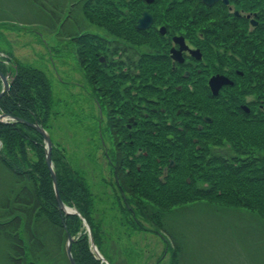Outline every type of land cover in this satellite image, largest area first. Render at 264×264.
<instances>
[{
    "label": "trees",
    "instance_id": "obj_1",
    "mask_svg": "<svg viewBox=\"0 0 264 264\" xmlns=\"http://www.w3.org/2000/svg\"><path fill=\"white\" fill-rule=\"evenodd\" d=\"M156 5L155 22L163 25L168 21L163 14L165 7L161 3ZM192 5L185 0L183 7L175 9V14L182 13L185 19H189L194 15ZM82 6L90 23L110 31L109 35L115 39H103L97 34L76 37L79 62L92 83L102 86L101 94L105 98V85L110 76H117L116 83L123 84L115 90L123 95L120 97L123 103L114 116L118 126L133 115L138 119L134 130L129 131L122 125L116 132L119 145L117 143L115 169L119 184L116 180L115 184L118 188L120 185L126 195L124 201L119 193L124 206L122 214L128 217L126 221L117 215L110 217L112 207L100 204L83 175L69 164L60 162L59 154L53 149L60 197L87 219L101 252L104 250L102 227L109 220L114 223V229L116 225L129 224L137 231L157 233L162 230L172 239L175 249L170 264H185L182 260L183 243L178 235L168 231L166 214L182 208L177 213L180 217L190 211L205 213L199 208L204 203L218 204L226 208L224 210L251 213L264 225V27L251 33L244 22L214 26L207 23L211 19L209 14L207 17L197 16L204 24L213 27L205 32L200 30L208 43L211 41L216 45L214 48L210 44L205 46L208 65L223 71L226 64L244 72V77H240L241 92L254 95L259 104L257 112L253 109L248 114L235 108L240 90L213 97L206 86L209 74L196 73L190 68L192 64L187 66L191 71L188 79L180 75L181 70L174 71L173 80H177L176 85L183 84L181 90L167 87V77L172 73L168 60L150 51L148 44H154L152 35L138 31L135 26L144 9L141 0H83ZM199 9L205 13L209 11ZM201 28V25L186 26L190 32L188 35L196 41L199 36L196 33ZM144 44L148 45V51H141ZM134 45H140V50ZM220 48H224L223 53L218 52ZM100 54L105 56L106 63L100 64ZM15 63L18 65L17 77L8 93L0 98V110L9 116L37 121L47 127L54 102L50 80L42 69ZM138 68L149 72L156 85H145L139 90L140 95L157 96L155 102L144 98L145 111L139 94L125 87L128 81L136 79V76L131 79V74H136ZM0 69L8 72L2 64ZM188 83L192 84L191 88L187 87ZM155 108L156 111H151ZM205 116L212 118L211 124L203 123ZM201 124L203 128L199 129ZM45 155V143L38 131L24 122L0 121V162L14 177L9 192L0 197L5 200L0 234L7 239L9 262L42 264L43 258L51 251L41 231L45 228L52 232L59 245L56 250L62 252V257L68 260L65 246L68 234H72L76 264H103L91 252L83 220L57 208ZM171 160L175 165L168 168L167 176L161 180L163 169ZM126 203L131 209L125 206ZM143 221L149 222L154 229L144 227ZM105 257L112 261L107 253Z\"/></svg>",
    "mask_w": 264,
    "mask_h": 264
},
{
    "label": "rangeland",
    "instance_id": "obj_2",
    "mask_svg": "<svg viewBox=\"0 0 264 264\" xmlns=\"http://www.w3.org/2000/svg\"><path fill=\"white\" fill-rule=\"evenodd\" d=\"M82 4L83 0H0V51L11 50L24 64L48 75L54 97L48 131L59 161L83 175L100 204L112 207L110 217L117 215L126 221L128 217L122 214L124 206L103 149H107L110 159L114 157L108 118L92 85L80 72L72 40L85 32H103L90 23ZM1 64L11 67L10 62ZM52 164L56 166L54 161ZM13 184L14 177L0 162V196L8 193ZM4 202L0 198V222ZM199 208L205 213L190 211L180 217L177 213L182 208L166 214L168 231L178 235L183 243L185 264L264 263V225L257 217L254 220L251 213L224 210L218 204L204 203ZM143 224L154 229L149 222ZM102 229L104 253L97 249L105 259L108 254L110 264H159L158 258L163 254L160 264L172 261L175 249L164 232L158 234L164 235L171 245L153 232L137 231L129 224L116 225L114 229V223L107 220ZM41 231L51 246L50 256L47 253L42 264H69L56 250L59 245L52 232L45 228ZM7 246L6 237L0 234V264H11Z\"/></svg>",
    "mask_w": 264,
    "mask_h": 264
},
{
    "label": "flooded vegetation",
    "instance_id": "obj_3",
    "mask_svg": "<svg viewBox=\"0 0 264 264\" xmlns=\"http://www.w3.org/2000/svg\"><path fill=\"white\" fill-rule=\"evenodd\" d=\"M184 1L185 0H152L151 3L147 5L148 8H150V10H151V14H152V10H153L156 3H161L162 6L165 7V9L163 10V14L168 17V21L164 22L163 25L155 24V27H154L152 33L154 36V40L157 42L158 38L161 37L159 35L160 28L163 26L165 27L166 31L162 36H166L167 43H166V46L164 48L165 51H164L163 55H165V57L167 59H170V61H172V63H171L172 68L171 69H173V70H175L176 64L174 63L173 58L171 57V51L174 48H177V49L180 48L177 44H174L173 38H175V36H179V37H185V39H186V36H185V34L187 32L186 26H188V25H191V26L201 25L202 28L199 29L197 34H199L202 37L203 34H201L202 32L200 30L205 32V31H208V30L213 28V27H210L211 25L216 26L219 24H228V23H230V20L235 18L237 15H241L240 17H242V18L250 19L253 16V14L257 13V12H254L253 9L252 10L249 9V7H251L252 5H256L260 1L263 2L264 0H228V3H226L225 0H218V2L216 4L211 6V7H215L213 17L207 21V23H210L211 25H206L197 18L198 15L205 16V12H203L198 7H196L198 4L197 0H193V1L188 0V1L192 2V4H193V6L191 7V12L194 13V15L189 16V19H185V15L182 13H179V12H177L178 14L176 15L175 9L179 8V7H183ZM202 4L204 5V3H202ZM256 16L258 17V14ZM200 19L202 20V18H200ZM192 32L194 33V30H192ZM191 48H194V47L191 46ZM196 48H198V47H196ZM188 51L186 50L182 53L183 57L185 58L186 62H187V60L192 62L194 67H196L197 66L195 63L196 60L190 56ZM199 72H201V71H199ZM136 76L139 78V80H137V85H138V87L142 88L143 82L140 79L141 75L137 74ZM111 77L114 78V80L118 78L117 76H114V75H112ZM131 77H133V75ZM121 85L123 87L122 83H120V84L114 83V88L121 86ZM133 85H134L133 83L127 82L125 84V87H132ZM111 88H112V85H110V89ZM121 96H123V95H121ZM144 107H145V105H143V108ZM146 116H148V115H146ZM125 124L127 125L128 123H125ZM135 124H137V123H135ZM132 128H129V129H132Z\"/></svg>",
    "mask_w": 264,
    "mask_h": 264
},
{
    "label": "water",
    "instance_id": "obj_4",
    "mask_svg": "<svg viewBox=\"0 0 264 264\" xmlns=\"http://www.w3.org/2000/svg\"><path fill=\"white\" fill-rule=\"evenodd\" d=\"M144 15L140 18L139 22H138V27L139 29L141 28H149L151 25V20H152V17L147 14L146 12L143 13ZM0 77L2 79V82H3V90L2 92L0 93V97H2L3 95H5L8 90L10 89V82L7 80V77L4 76L1 71H0ZM221 82L220 79H216L214 80V82L211 81V85H212V88L213 90L216 89V85L219 84ZM5 118H11L13 120H17L16 118H13V117H9L8 115L6 114H0V120H3ZM18 121H22L21 120H18ZM28 126L30 127H34L37 131H39L42 136L44 137V140L45 142L47 143V150H46V153H47V156H46V163L48 164V167H49V171H50V175H52V179H53V187L55 189V198H57V202H58V208L61 209V210H64L66 211L67 214H70L72 213L71 211H69L65 205L63 204V201H62V198H60V195H59V188L57 186V175H55V172H54V169H53V164L51 162V148H52V142L50 141V137L49 135L47 134V132L45 130H43V128H41L40 126H38V124H31V123H28ZM75 214H77V212L75 211L74 212ZM72 236H68V245H67V249H66V253H68V257H69V261H70V264H76L74 258H73V255L71 253V244H72ZM91 241H92V244H93V247L95 246L94 245V241L92 240L91 238ZM99 255V254H98ZM99 257L104 261L103 257L101 255H99Z\"/></svg>",
    "mask_w": 264,
    "mask_h": 264
}]
</instances>
